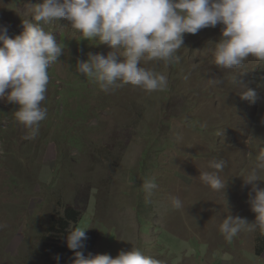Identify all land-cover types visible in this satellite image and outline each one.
<instances>
[{"label":"rangeland","instance_id":"374dc122","mask_svg":"<svg viewBox=\"0 0 264 264\" xmlns=\"http://www.w3.org/2000/svg\"><path fill=\"white\" fill-rule=\"evenodd\" d=\"M37 2L0 0L9 37L23 32ZM43 26L64 52L48 69L47 115L35 139H25L29 129L15 119L19 106L0 100V264H56L51 226L68 207L83 214L85 255L115 257L136 247L161 264H264L259 229L230 241L219 231L229 211L255 219L251 186L240 176L264 150V63L217 67L211 49L218 24L185 33L179 62L141 60L166 75L164 90L127 84L105 93L77 71V60L111 49L84 39L64 18ZM234 76L256 91L255 102L240 98ZM212 159L226 162L220 175L229 209L224 194L199 179ZM153 177L157 188L147 202L142 186ZM171 196L182 209L172 207ZM69 225L78 226L75 214Z\"/></svg>","mask_w":264,"mask_h":264},{"label":"clouds","instance_id":"9594fccd","mask_svg":"<svg viewBox=\"0 0 264 264\" xmlns=\"http://www.w3.org/2000/svg\"><path fill=\"white\" fill-rule=\"evenodd\" d=\"M30 14L32 20H24L23 32L14 38L9 37L6 25H0V100L19 106L14 116L29 129L25 139H35L39 122L46 118L42 102L50 80L48 69L64 52L52 30L43 25L61 18L84 39L98 40L111 49L106 55L88 52L86 60H77V71L94 78L105 93L127 84L147 92L164 90L166 75L142 67L141 60L179 62L185 33L197 34L218 24L222 25L221 35L212 41L211 49L217 67L237 69L249 58L264 63V0H39L31 5ZM233 83L241 88V99L256 101V91L238 76L233 77ZM225 164L222 159H212L209 170L199 175L211 190L224 196L227 182L220 173ZM261 172L264 150L258 152L255 165L240 176L244 187L251 186L247 203L255 219L250 222L229 211L219 223L225 239L230 241L242 231L264 232V186L258 183L264 181ZM142 187L146 201L151 202L157 188L155 177L146 179ZM170 202L176 210L183 208L178 196H171ZM227 205L229 209L228 201ZM79 221L80 215L78 226L69 225L66 231V244L73 252L71 264H161L136 247L119 250L115 257L108 253L85 255L87 228H80ZM54 259L59 264L60 255Z\"/></svg>","mask_w":264,"mask_h":264},{"label":"trees","instance_id":"16d2710c","mask_svg":"<svg viewBox=\"0 0 264 264\" xmlns=\"http://www.w3.org/2000/svg\"><path fill=\"white\" fill-rule=\"evenodd\" d=\"M67 210L66 215H61L56 218L54 223L51 226V229L53 231V236L51 238V247H50V255L55 256L56 254L60 255L59 264H71V251L66 244V231L69 227V219L73 217V214L76 215L78 218L79 214H77L73 208H69ZM83 214H80V222L82 221ZM87 237L88 231H86ZM261 236L264 237V232H259ZM262 239V237H261ZM50 246V245H49ZM56 264L58 262L55 260Z\"/></svg>","mask_w":264,"mask_h":264}]
</instances>
